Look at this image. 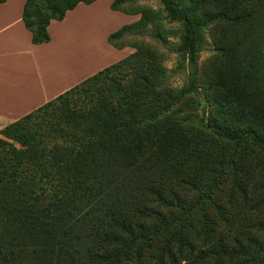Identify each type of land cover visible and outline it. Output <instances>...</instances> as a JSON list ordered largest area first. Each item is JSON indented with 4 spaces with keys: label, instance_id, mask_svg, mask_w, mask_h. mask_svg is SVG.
Wrapping results in <instances>:
<instances>
[{
    "label": "trees",
    "instance_id": "obj_1",
    "mask_svg": "<svg viewBox=\"0 0 264 264\" xmlns=\"http://www.w3.org/2000/svg\"><path fill=\"white\" fill-rule=\"evenodd\" d=\"M95 1L24 0L21 20L31 43H47L51 22ZM159 1L183 25L179 51L191 70L185 90L167 87L155 54L138 50L0 130L11 141L0 139V264H254L264 258L262 244L249 236L255 226L249 211L238 221L221 220V211L207 219L204 201L225 170L247 199L238 183L243 166L224 154L214 160L222 175L204 182L196 165L204 132L184 112L187 94L196 91L200 31L227 13L208 16L197 0ZM115 2L110 10L131 14ZM140 14L107 43L121 49L115 40L124 33L159 22L154 13ZM214 102L210 96L207 103L215 108ZM258 113L228 119L212 109L205 128L224 143L238 147L250 139L264 151V130L254 128ZM167 181L192 192L193 203L179 204Z\"/></svg>",
    "mask_w": 264,
    "mask_h": 264
},
{
    "label": "rangeland",
    "instance_id": "obj_2",
    "mask_svg": "<svg viewBox=\"0 0 264 264\" xmlns=\"http://www.w3.org/2000/svg\"><path fill=\"white\" fill-rule=\"evenodd\" d=\"M107 1L99 0V3L89 8L79 5L82 9L70 15L65 26L53 29L60 40L55 47V58L62 60V72L63 67L67 66L64 63L65 52L81 53L84 57V60L80 59V62H84L82 68L93 66L98 60L97 55L102 52L100 44L104 43L105 34L114 32L120 23L118 28L137 22L140 12L144 11L150 15L154 13L159 22L141 23L140 28L135 29L137 32L124 33L115 40L116 45L122 46L116 50L120 51L123 58L138 50L153 52L157 58L156 65L165 70V85L176 91L185 90L191 70L179 51L183 36L182 23L170 20L159 0H116L117 9L131 13L118 15L105 7ZM197 2L208 16L217 15L219 10L226 12L228 16V19L218 17L203 27L197 42L196 72L193 74L196 91L187 94L188 108L184 111L189 114V125L204 132L203 139L199 141V154H196V159L200 161L196 164L197 170L204 182L208 183L210 178H218L221 174L219 169L214 168V160L220 159L224 154H231L237 167L239 165L241 168L240 164L243 166L238 172V183L247 196L246 200L242 199L241 194L234 190L232 171L225 170L224 180L214 188L210 200L204 201V212L207 219L216 218L215 212L221 211V220L238 221L249 211V217H252L249 219L255 225L249 226V236H254L264 247V151L250 139L238 147L228 141L224 143V140L211 135L205 128L208 116L214 109L217 116L228 119L234 116L245 117L257 111L259 120L254 128L264 130V10L257 0ZM116 55L118 53L113 56L119 58ZM124 71L125 69L120 72ZM210 96L215 97V108L207 103ZM0 139L11 143L1 135ZM207 160H212V163L206 165ZM210 167L216 173H212L213 170L208 169ZM167 187L176 193L179 204L187 206L193 203L195 195L188 192L186 187L169 184L168 181ZM259 261L261 262L254 264L264 263V258Z\"/></svg>",
    "mask_w": 264,
    "mask_h": 264
},
{
    "label": "crops",
    "instance_id": "obj_3",
    "mask_svg": "<svg viewBox=\"0 0 264 264\" xmlns=\"http://www.w3.org/2000/svg\"><path fill=\"white\" fill-rule=\"evenodd\" d=\"M98 1L83 4V8H89ZM112 1L108 0L105 5L109 10ZM23 3L24 0H5L0 4V130L123 58L120 51L107 43V36L112 33L107 32L104 43L100 44L102 52L97 55L98 60L93 66L82 68L84 62H80V59L84 60V57L81 53L65 52L64 63L67 66L63 67L62 72V60L55 58V47L60 40L53 29L65 26L69 16L82 9L81 4L68 11L63 20L48 25L47 43L34 45L21 20ZM112 12L116 15L120 13ZM117 53L119 58L113 56Z\"/></svg>",
    "mask_w": 264,
    "mask_h": 264
}]
</instances>
